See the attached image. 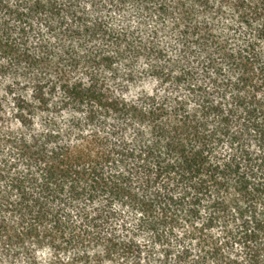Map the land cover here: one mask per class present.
I'll return each instance as SVG.
<instances>
[{
	"label": "trees",
	"instance_id": "16d2710c",
	"mask_svg": "<svg viewBox=\"0 0 264 264\" xmlns=\"http://www.w3.org/2000/svg\"><path fill=\"white\" fill-rule=\"evenodd\" d=\"M0 264H264V0H0Z\"/></svg>",
	"mask_w": 264,
	"mask_h": 264
}]
</instances>
